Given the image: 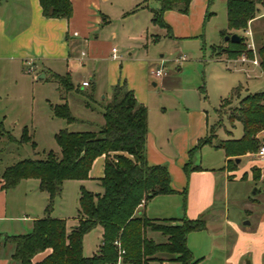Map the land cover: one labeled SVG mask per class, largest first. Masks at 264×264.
<instances>
[{"label":"rangeland","instance_id":"1","mask_svg":"<svg viewBox=\"0 0 264 264\" xmlns=\"http://www.w3.org/2000/svg\"><path fill=\"white\" fill-rule=\"evenodd\" d=\"M191 11L192 27L185 35L172 33L170 26L155 24L149 25L147 39L133 37L129 35L127 20L125 22L118 13H112L109 24L105 26L109 27L108 30L96 29L91 31L89 36L92 38L100 31L99 38L106 36L109 44H113L118 53L123 57L132 58L129 63L123 64L124 71L130 78L139 79V64L148 72L145 90L150 128L156 129L155 131L159 129L161 122L159 118L163 113L164 116H177L179 119L173 126L181 125L177 128L182 130L186 128V121L181 114L179 115L178 110L185 107L189 110L202 108L207 133L214 132L215 135L211 143H203L196 147L190 156L188 154V160L191 159V165L212 166L217 173H221L219 171L225 165L226 155L219 141L228 136L236 137L241 130L238 120H234L233 123L229 120V109L247 92L264 89V79L258 68H254L249 72L250 75L246 76L238 62L233 65V62L225 61L223 58L225 55H217V47L216 52L213 51L215 50L212 48L213 44L226 43L221 33L227 29L224 0H207L203 8L197 7L196 11L193 9ZM197 12L199 14L201 12V16L196 18ZM183 13L190 11L187 9ZM176 24L175 22V28L178 26ZM243 34L246 37L245 32ZM263 34L258 33L255 47L262 40ZM80 47L85 51V45L81 44ZM182 53L185 57L180 59L179 55ZM99 63L101 66L99 81L101 87H105L110 69L107 71L106 60H100ZM156 66L164 70L161 76L150 74L151 69L154 70ZM1 70L0 68V118L4 129L13 138L0 139V171L19 159L44 158L49 149L59 151L54 137L58 128L96 129L99 122L103 121L100 110L101 103L105 100L98 96L95 101L90 100L86 95L90 87L85 86L82 89L78 86L77 89L72 88L67 92V104L72 114L79 119L67 122L63 117L54 115L51 110V104L60 102V94L65 93L64 88L62 90L52 76L47 74L45 77H31ZM114 71L118 77L121 75L122 66L113 67ZM75 74L78 77L85 73L79 70ZM162 77L167 81H163ZM153 80L156 81L155 85L152 83ZM74 84L76 87V83ZM236 85L240 86L238 94H233L231 102L224 105V98H228L232 87ZM85 102H89L94 108L85 106ZM23 127L30 135L28 140L19 139ZM157 132H160V129ZM256 150L253 151L254 155ZM245 159L243 157L242 163ZM233 164V161H230L228 165ZM253 166L250 169L251 174L257 179L260 168ZM82 184L91 190H96L99 185L92 178L83 180L68 178L62 183L60 194L53 197L50 212L67 216L68 229L77 222L73 216L76 214L78 192ZM6 189L12 209L8 211L7 217L0 218L1 242L4 234L29 231L32 216L35 218L37 214L42 213L45 200V193L37 188L36 179L32 177H23L14 186ZM226 191L224 197L216 201L222 206V210L206 213L207 228L194 231L189 236L192 252L196 257H200L198 264H246L247 260L249 264H264V239L258 240L251 236L258 227L261 213V205L258 203L262 199V194H258V191L251 193L250 180H236L230 176ZM251 200L258 202L252 205ZM99 227L96 225L84 232L82 251L85 255L96 251L101 241ZM10 245H12L10 242L2 243L0 255L9 250ZM118 264L126 263L119 261ZM153 264L160 263L155 261ZM167 264L176 262L172 260Z\"/></svg>","mask_w":264,"mask_h":264},{"label":"trees","instance_id":"2","mask_svg":"<svg viewBox=\"0 0 264 264\" xmlns=\"http://www.w3.org/2000/svg\"><path fill=\"white\" fill-rule=\"evenodd\" d=\"M260 0H225L226 28L221 31H238L240 41L226 40V44L217 45V54L224 52L228 57L245 51L244 32L247 23L257 13ZM190 0H159V7L152 9V20L164 24L162 12L168 8L187 11ZM41 12L45 16L69 17L72 12L70 0H39ZM245 49V50H244ZM259 66L264 75V34L255 47ZM65 91L73 87L69 72L62 75L53 73ZM240 86L232 87L228 98L238 94ZM222 102V104H223ZM52 113L63 117L67 122L76 120L66 101L51 104ZM103 122L97 129L69 130L60 128L54 133L59 151L49 149L44 158H22L0 171L1 186H14L23 177L38 179V187L47 192L45 214L32 220L27 232L4 234L3 242L13 244L11 257L19 264H151L164 259L180 264H198L187 245L186 236L191 230L203 229V218L180 217L149 218L137 212L141 202L157 193L171 192L170 173L163 163L149 164L145 157L146 106L134 96L122 80L112 86L110 99L102 107ZM231 123L238 120L242 133L239 137L221 139L226 156H238L257 149L261 139L256 135L264 127V89L247 92L231 106L228 113ZM11 134L4 129L0 118V134ZM214 132L198 138L192 151L203 143H211ZM20 140L30 139L26 128H22ZM34 142V141H32ZM104 154L103 173L99 177V191L79 188L77 222L71 228L66 227L63 217L50 216L53 197L60 194L62 182L67 178L82 179L88 177L93 159ZM229 162L232 159H227ZM200 165H191L189 158L183 164L186 174ZM253 168H255L253 166ZM184 190L182 193L184 194ZM99 225L101 241L96 251L85 255L82 251V236L85 231ZM147 229L158 230L165 236L163 241H155L146 235ZM117 240L118 243L114 242ZM49 248L39 259L33 256ZM120 249H123L120 252Z\"/></svg>","mask_w":264,"mask_h":264},{"label":"crops","instance_id":"3","mask_svg":"<svg viewBox=\"0 0 264 264\" xmlns=\"http://www.w3.org/2000/svg\"><path fill=\"white\" fill-rule=\"evenodd\" d=\"M70 1L72 5L71 15L69 17H54L42 14L39 0H0L1 71L31 77H45L47 74L52 76L53 73L62 75L69 72L73 84L72 88L77 89L78 86L82 89L85 86L90 87L88 92H86V95L92 101H95L97 96L104 98L105 101L101 103V114L103 105L111 97L112 86L115 83L124 80L127 87L133 90L136 99L146 106L147 95L145 87L148 72L143 69V65L139 64V79L134 80L130 78V76L124 71V65L125 63H129L132 58L123 57L117 50L118 56L112 57L111 47L114 45L111 43L109 44L106 36L99 38L100 31L92 38H90L89 35L91 31H95L96 29L107 31L109 27L105 26L109 24L110 17L113 15L112 13H118L119 16L124 18L125 22L127 20L130 36H138L147 39L149 25L154 26L155 24H161L152 20V9L159 7V0ZM206 2L207 0H190L188 6L190 13H183L177 8L165 9L162 12V20L164 24L161 25L170 26L172 28V33L174 32V34H188L192 27L190 21V15L192 14L191 10L193 9L196 11L197 7L203 8L204 3ZM197 16L200 17L201 12L200 14L197 12L196 18ZM263 20L264 0H260L257 2V13L250 18L247 23V28L251 31L254 45L258 33H264ZM175 22L177 23L176 26L178 25L177 28H175ZM110 31L113 32V30ZM151 34L152 33L150 32V35ZM81 44L86 46L85 51L82 50L84 48L80 47ZM217 45L219 44L212 45V48L215 49L213 50L214 52H216ZM79 49L81 50L79 51ZM81 51L84 52L83 55L81 54ZM222 54L225 55L223 57L225 61L233 62V65H236L235 63L238 62L240 64V69L245 72L246 76H249V72L254 68H258L264 79L259 63L256 64L248 60H230L231 57L226 56L224 52L217 55L221 56ZM100 60H106L107 71L110 69L105 87H101L99 81L101 74V70L99 69V67L101 68L99 63ZM28 62L33 64L32 70L26 69ZM116 66H122L121 75L118 77L115 71L113 72V67L115 68ZM79 70L85 74L77 77L75 72ZM150 74L155 76L152 69ZM83 79H87L88 83L82 85L81 81ZM162 80L167 81L165 77H162ZM74 83H76V87ZM152 83L155 85L156 81L153 80ZM59 87L61 88V86ZM69 90L70 89L67 91L63 90L65 93L60 94V102H67L66 95ZM84 105L94 108L89 102H85ZM178 113L179 115L181 114L184 121H186V128L179 130L178 128L181 125L173 126L179 118L177 116H164L162 113L159 118V121H161L159 124L160 132H157L159 129L155 131L156 129L150 128L148 125L146 106V161L149 164L163 163L166 165L170 173V186L173 190L167 193H157L148 199H145L138 205L136 211L138 213L142 212L147 217L154 219L180 217L184 214L190 218L199 217L205 220L206 213L222 210V206L216 203V201L218 199L221 200L226 194L229 176L236 180L246 179L252 182V189L254 190L253 193L251 192L252 194L257 191L258 194H262V199L258 203L261 205L258 227H256L251 233V236L258 240L264 239V158L261 159L257 157L254 155L253 151H247L236 156L238 157V160H236V157L233 155L226 156L224 158L225 165L223 169L219 171L221 173H217L212 166H201V168L192 169L186 174L183 169V164L188 160V150L196 144L198 138L208 134L207 123L204 119L205 114L202 108L198 107L193 110H189L187 107L184 109L180 108ZM76 120L79 119L76 117ZM102 122L103 121L99 122V124ZM59 129L60 128H58V130ZM69 130L86 129L73 128ZM156 133L159 135H156ZM241 133L242 129L240 130V134L236 137H239ZM256 135L261 141H264V135H261V129ZM0 139L10 140L5 132L0 134ZM243 157L246 159L242 163ZM229 158L233 160V166L228 165L230 162L227 159ZM103 162L104 154L96 156L88 170V177L82 178L81 180L92 178L95 179L97 184H99V177L103 173ZM253 165L260 168V174L257 179H254L251 174L250 169ZM229 174H232V176ZM35 179L37 188L45 193L42 213L35 216L39 217L45 214L44 207L47 203V192L38 187V179ZM65 180L66 179H64L63 182ZM1 183L2 178L0 177V218H4L7 217L8 211L12 209V205H10V202L8 201L7 189L3 188ZM98 186L97 189L93 191H99L101 186ZM183 189H185L184 194L182 193ZM256 202L258 201L251 200L252 205ZM49 215L63 217L65 220L67 219V216L65 215L52 214L51 212H49ZM77 217L78 204L76 214L73 218L77 220ZM33 218L34 216H32V220ZM99 228L101 234V227ZM206 228L207 227L205 226L203 229L191 230L187 233L186 242L191 251H193V248L189 244L190 234L194 231L205 230ZM146 235L158 242L165 239V236L158 230L147 229ZM2 243L4 242L0 241V246ZM10 246L9 250L0 255V264H19L17 260L11 257L13 244ZM48 250L49 248H46L45 250L38 252L32 259L35 260L41 258ZM159 255L164 258L160 264H167L169 261H172L167 259L166 254L164 253H160ZM155 261L156 260H152L151 264ZM174 262L180 264L176 260H174Z\"/></svg>","mask_w":264,"mask_h":264},{"label":"built area","instance_id":"4","mask_svg":"<svg viewBox=\"0 0 264 264\" xmlns=\"http://www.w3.org/2000/svg\"><path fill=\"white\" fill-rule=\"evenodd\" d=\"M245 34H246V37H245V43H246V47L251 49L252 51V56L251 57H248L246 56L247 53L245 51H242L241 53H239L240 55L237 56L236 58H233L231 57L230 60H239V61H251L253 63H256L258 64V58H257V54H256V51H255V45H254V42L252 40V37H251V31L246 28L245 29ZM116 47L115 46H112L111 47V56L112 57H117L118 54H117V51H116ZM81 54L83 55L84 52L81 51ZM185 57V54L182 53L179 55V58L182 59ZM27 70H32L33 69V64L31 62H28V66L26 67ZM164 73V70L162 69V67L160 66H157L154 70H153V74L156 75V76H160ZM88 83V80L87 79H83L81 81V84L82 85H85ZM261 135H264V127L261 129ZM256 156L263 159L264 158V141H261L257 147V150H256ZM143 202V199H141V202L140 204ZM114 242L118 243L117 240H115ZM123 249H120V252H122Z\"/></svg>","mask_w":264,"mask_h":264},{"label":"water","instance_id":"5","mask_svg":"<svg viewBox=\"0 0 264 264\" xmlns=\"http://www.w3.org/2000/svg\"><path fill=\"white\" fill-rule=\"evenodd\" d=\"M241 38H242V35L239 32H237V31H233L231 33H225L223 35V39L230 40V41H235V42L240 41ZM236 160H238V157H236ZM253 192H254V190L252 189V193ZM246 264H249V261L248 260H247Z\"/></svg>","mask_w":264,"mask_h":264}]
</instances>
